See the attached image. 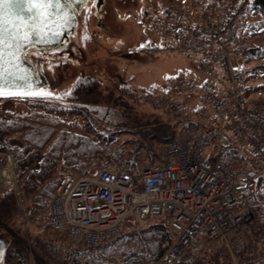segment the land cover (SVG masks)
<instances>
[{
    "label": "built area",
    "instance_id": "1",
    "mask_svg": "<svg viewBox=\"0 0 264 264\" xmlns=\"http://www.w3.org/2000/svg\"><path fill=\"white\" fill-rule=\"evenodd\" d=\"M251 2L187 0L168 7V14L161 10L153 29L162 31L172 50L195 59L207 78L181 76L176 87L179 94L196 90L202 112L140 170L116 162L93 172L66 168L45 223L82 250L169 215L173 236L160 246L158 264L188 262L215 242L221 246L219 264L264 261V231L248 238L256 215L239 209L243 186L264 174V96L251 88L245 65L233 61L248 48L236 42ZM172 93L164 101H172ZM1 157L0 196L17 183L11 153ZM231 234L240 240L234 247Z\"/></svg>",
    "mask_w": 264,
    "mask_h": 264
},
{
    "label": "trees",
    "instance_id": "2",
    "mask_svg": "<svg viewBox=\"0 0 264 264\" xmlns=\"http://www.w3.org/2000/svg\"><path fill=\"white\" fill-rule=\"evenodd\" d=\"M170 10L165 8L163 12L168 14ZM261 36H264V0H252L246 13L245 26L239 30L236 42V44L244 42L248 46L242 54L246 63L245 74L248 82L257 78L260 72H264V41L253 44L254 40ZM151 50L154 53L159 50L156 43L151 44ZM100 84L101 80L97 76L88 75L74 83L65 103L39 101L41 104L33 103L31 105L33 110L28 113L13 111L9 115L0 114V153L12 154L18 186L24 195L32 198L33 208L42 214L51 206L54 188L65 168L80 169L86 159L94 157L99 143L110 144L115 141L113 131L99 135L97 140L87 135L95 132L98 126V119L88 107L99 106L106 101ZM254 87L264 88V83ZM174 88L176 90L172 85L170 91L175 92ZM198 99L203 100L200 95ZM165 107L169 111H174L175 123L156 122L158 124L146 126L140 133V139L126 142L131 145L130 148H121L113 154L118 164L129 168L134 166L140 170L139 161L145 159L141 154L143 149L148 151L151 160L146 163H153L160 155L159 147L169 143L176 134L185 132L202 112L199 101L197 106L185 110L184 113V108L176 101L166 104ZM71 116L76 119L82 117L83 121L69 119ZM176 124H180L179 128ZM76 127L79 128L78 131L74 130ZM154 143H157L158 147H153ZM233 153V150L220 152L219 158ZM2 161L3 158L0 157V162ZM243 193L244 199L239 209L249 208L255 213V224L248 230V238H256L264 231V174L248 181L243 186ZM16 209L15 190L13 186H9L0 196V219L6 221ZM47 225L53 231L58 229L55 225L49 223ZM172 236L169 215L162 217L159 222H150L136 229L125 230L118 236L82 250L57 245L54 239L50 240L45 236L35 240L39 256L36 264L155 262L162 256L160 245ZM218 249L217 243H210L190 261L179 264H219ZM3 264H33L25 242L10 237ZM256 264H264V261Z\"/></svg>",
    "mask_w": 264,
    "mask_h": 264
},
{
    "label": "rangeland",
    "instance_id": "3",
    "mask_svg": "<svg viewBox=\"0 0 264 264\" xmlns=\"http://www.w3.org/2000/svg\"><path fill=\"white\" fill-rule=\"evenodd\" d=\"M95 2L97 3L96 0H90L78 13L77 35L72 38L67 48L52 53L31 50L26 55L49 81L48 87L39 90L52 92L53 98L0 99V114L9 115L13 111L28 113L33 110V103L41 104L39 101L56 104L67 102L68 95L78 79L88 75L97 76L101 80L100 88L106 96V101L99 106L88 107L98 119V126L95 132L87 135L97 140L99 135L113 131L115 141L110 144L99 143L94 157L84 161L80 169L90 172L102 164L116 162L113 154L121 148H130L131 145L126 142L140 139V133L146 126L169 121L175 123L174 111L167 110L166 104L176 101L184 108L183 113L197 106L199 95L196 90L188 94H177L174 88L173 100L164 101L171 86L177 87L181 76L193 80L199 78V82L207 79L206 76H201L198 71L200 65L195 59L172 50L162 31L153 29L152 24L162 9L176 7L187 3V0H105L98 17L94 14ZM98 18L101 19V26ZM263 41L264 36L257 37L253 44ZM153 42L159 48L156 53L151 50ZM233 61L235 66L244 64L246 67L243 57ZM249 83L253 90L264 96V88L254 87L264 83V72L249 80ZM69 119L83 121L82 117L76 119L71 116ZM179 126L180 124H176L177 128ZM74 130L78 131L79 128ZM155 146L158 147L157 143H154L153 147ZM164 146L159 147L160 152ZM2 154L0 153V157ZM141 154L145 159L139 161L140 167L151 161L146 149H143ZM102 159L103 163H100ZM15 185L17 209L6 221L0 219V233H9L11 239L25 242L33 264H36V259L39 258L35 248L37 238L46 236L50 240L54 239L57 245L81 250L64 232L59 229L53 231L45 223V214L33 208L32 198L21 192L18 182ZM161 219L162 217L157 216L150 221L156 223ZM239 242L240 240L231 234V246L234 247ZM218 247L219 251L221 246L218 244ZM157 262L142 264H158Z\"/></svg>",
    "mask_w": 264,
    "mask_h": 264
},
{
    "label": "snow or ice",
    "instance_id": "4",
    "mask_svg": "<svg viewBox=\"0 0 264 264\" xmlns=\"http://www.w3.org/2000/svg\"><path fill=\"white\" fill-rule=\"evenodd\" d=\"M77 0H0V98L34 97L53 98L54 94L45 90L13 91L27 85L31 89L29 78L20 75V52L35 40L37 43L48 42L45 32L47 21L56 14L63 13L66 3ZM22 13H29L23 17ZM16 17V20L11 19ZM60 32H53L52 38Z\"/></svg>",
    "mask_w": 264,
    "mask_h": 264
},
{
    "label": "water",
    "instance_id": "5",
    "mask_svg": "<svg viewBox=\"0 0 264 264\" xmlns=\"http://www.w3.org/2000/svg\"><path fill=\"white\" fill-rule=\"evenodd\" d=\"M90 0H77L75 3H66L63 6V13L67 14V19H65L63 14H56L47 21V26L45 27V32L48 33L49 39L45 43H37L35 40L29 45H27L20 52V68L22 72L20 75L25 76L30 79L31 89L27 85L11 89L13 91H28V90H39L48 87L49 81L47 77L40 72L37 67L28 60L27 53L31 50H37L45 53H52L64 50L67 48L72 38L77 35L79 18L78 13L83 9L85 5L88 4ZM103 2L100 0L97 3L98 10L101 8ZM29 13H22L23 17H27ZM11 19L16 20V17H11ZM60 32L58 37L52 38L53 32ZM20 98L18 96L12 97H2L0 99H12ZM10 243L9 233H0V264H3L6 253Z\"/></svg>",
    "mask_w": 264,
    "mask_h": 264
},
{
    "label": "flooded vegetation",
    "instance_id": "6",
    "mask_svg": "<svg viewBox=\"0 0 264 264\" xmlns=\"http://www.w3.org/2000/svg\"><path fill=\"white\" fill-rule=\"evenodd\" d=\"M96 1H97V3H98L100 0H96ZM102 2H103V4H104V3H105V0H102ZM97 3L95 2V13H94V14H95V16L98 17L99 10H100L101 8L98 10V8H97ZM103 4H102V6H103ZM102 6H101V7H102ZM84 7H85V6H84ZM84 7H83V8H84ZM81 11H82V10H81ZM81 11H80V12H81ZM98 21H99V24H100V26H101V25H102V23H101V19L98 18Z\"/></svg>",
    "mask_w": 264,
    "mask_h": 264
}]
</instances>
